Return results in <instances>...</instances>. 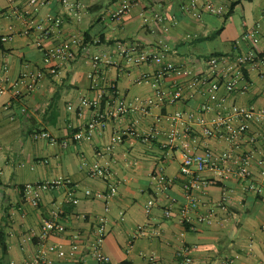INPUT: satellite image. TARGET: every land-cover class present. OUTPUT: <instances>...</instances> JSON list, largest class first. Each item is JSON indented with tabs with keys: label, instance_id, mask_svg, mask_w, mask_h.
<instances>
[{
	"label": "crops",
	"instance_id": "1",
	"mask_svg": "<svg viewBox=\"0 0 264 264\" xmlns=\"http://www.w3.org/2000/svg\"><path fill=\"white\" fill-rule=\"evenodd\" d=\"M187 1L147 0L119 18H111L110 12L120 0H77V20L58 0H49L36 11L27 0H0V35L7 37L0 42V86L5 88L0 93V238L5 244V252L0 250V264H30L40 248L47 251L39 264H94L88 243L98 215L106 218L101 248L112 264H179L176 253L183 244L194 245L190 250L192 264H264V201L243 190L236 180L216 181L192 192L197 205L189 211L190 220L181 221L179 210L186 197L185 178L179 174L180 149L162 146L175 111L184 112V118L191 114L186 120L189 131L184 140L194 150L218 151L227 147V142L205 136L200 120L208 125L218 112L234 104L263 108L264 79L260 71L264 73V65L260 70L244 69V79L238 80L231 92L220 85L211 96L205 86L188 88L187 82L191 76L203 74L205 61L212 53H222L229 60L243 50L244 43H234L246 25L258 23L264 41V0H211L224 13L229 2L237 1L225 20L224 13L215 15L204 9L193 17L182 8ZM46 14H59L63 21L58 34L41 39L38 27L49 24ZM155 14L165 15L166 31ZM26 18L32 24L29 34L24 35L21 30ZM219 27L220 32L213 36ZM73 34L79 35L81 42L69 43ZM37 39L46 45L66 43L75 56L63 61L56 73H45L32 90L25 91L20 82L16 83L21 72L46 67ZM132 41L144 48L156 47L159 41L166 43L169 59L191 73L161 79L158 85L164 99L147 114L129 112L107 120L103 127L96 128L91 139L73 140L72 132L92 115L90 108L79 105L80 97L94 94L87 78L91 56L101 51L112 54L116 42ZM117 62L120 64L103 67L101 87L114 82L116 95L126 101L135 96H153L155 83L151 77L157 64L130 65L120 70L122 61ZM141 75L149 80L137 83ZM174 81H180L183 91L179 99L170 102L168 92ZM14 88L21 94L14 95ZM107 98L104 95L101 108ZM203 104L210 106L207 112L200 111ZM153 128L160 131L158 135L140 138ZM36 130L48 132L56 141L34 137ZM106 145L112 146L108 153L103 151ZM250 147L252 144L242 140L237 148L242 151ZM93 163H107L112 178L105 181L90 176L87 170ZM157 168L172 178L164 191L154 190L156 185L151 181V173ZM250 168L255 176L259 165L253 161ZM212 174L210 170L201 173L208 179ZM58 177L68 179L69 184L41 191L35 206L25 199L23 184ZM113 179L119 180L113 195H95L105 192ZM85 189L93 195H85ZM70 194L76 202H67ZM149 198L154 199V205L146 212L144 205ZM165 208H170L167 217L163 214ZM53 211L59 212L65 232L49 234L42 240V221ZM199 214L207 219L197 220ZM138 224H145L147 231L132 238ZM72 235L79 243L75 256H58L56 245L68 249Z\"/></svg>",
	"mask_w": 264,
	"mask_h": 264
},
{
	"label": "built area",
	"instance_id": "2",
	"mask_svg": "<svg viewBox=\"0 0 264 264\" xmlns=\"http://www.w3.org/2000/svg\"><path fill=\"white\" fill-rule=\"evenodd\" d=\"M10 2L13 0H9ZM63 8L68 13L72 14L77 20L80 18L79 3L77 0H58ZM147 0H120L119 4L110 12L111 18H119L128 13L134 5L144 3ZM160 3L162 0H153ZM28 4L36 11L40 6L45 5L49 0H27ZM190 15L196 17L200 14L201 9L215 14L222 15L224 13L220 5H216L211 0H188L187 4L182 5ZM262 19L264 20V6L262 7ZM49 22L47 26L38 27L41 39L48 38L52 34H58L61 31L62 17L59 14H46L45 16ZM155 19L160 24L163 31L167 30L165 22V15L155 14ZM32 20L24 19V27L21 32L24 35L29 34ZM6 36L0 35V42L5 41ZM69 43L77 44L81 42V37L73 34L69 38ZM239 42L244 43L245 48L235 54L233 59H229L224 55H210L205 61V69L201 75H193L187 82L188 88L195 86H205L206 92L213 95L220 85H222L227 92L235 89L236 83L240 79H244V69L247 67L260 70L264 65V41L260 35L259 24L254 23L250 26H245L241 31L240 36L234 44ZM36 46L41 51L44 68H36L33 70L22 71L16 83H21L25 91L32 90L39 82L40 78L45 74H54L63 61L72 60L74 52L68 44L61 41L46 45L40 39L36 40ZM115 52L110 54L105 51L95 53L91 56V69L87 72V78L90 81V88L94 94L90 97H80L79 105L90 108L92 111L91 118L85 122L79 129L72 132L71 138L75 141L91 139L94 131L98 127H103L107 120L118 119L129 112L139 111L142 115L147 114L150 109L158 102L164 99L162 89L158 85L159 81L164 77L175 74L182 75L183 73L190 74V70H186L179 64L174 63L168 57L169 48L166 43L159 41L157 46L153 48H144L137 42L114 44ZM122 61L119 66L120 70L129 67L130 65H139L143 63H155L158 68L152 74L151 79L155 83L153 96L139 97L135 96L132 101L116 95V87L114 82H108L104 88L100 86L99 81L102 78V69L107 65H118L117 61ZM226 65V66H225ZM1 70V67H0ZM264 79V73L260 71ZM149 77L141 75L137 77L136 82L141 83L148 81ZM244 89V87H242ZM5 90L0 86V93ZM183 87L180 81H174L170 91L168 92V101H176L182 95ZM21 91L14 88V95H20ZM107 95L105 107L101 108V103ZM264 99V86H263ZM69 107V106H68ZM210 106L203 104L200 111L207 112ZM175 111L170 116V127L165 131V140L162 146L168 149L172 147H179L180 161L179 174L185 178L183 182V190L186 197V203L179 210L181 221L186 222L190 220V209L196 207L197 201L192 194L194 190H198L207 184H214L216 181H224L226 179L236 180L241 184L243 190L261 198L264 201V106L263 108H254L243 105H231L228 110L220 111L211 119L209 124L203 123V134L207 137L221 138L227 142V147L221 150H213L206 148L203 150H194L185 140V135L189 131L186 125L191 114ZM253 126L258 128L255 131ZM127 129L133 130L131 127ZM156 128L150 129L149 133L141 134L140 138L145 140L149 137H155L159 134ZM34 137L46 138L51 142L56 139L43 130H36L33 132ZM246 141L252 144L249 149L238 150V145L241 141ZM65 144V142H62ZM258 146L253 147V145ZM111 145H106L103 151L110 152ZM256 161L259 165V170L254 176L251 170V164ZM205 170L212 171V178H204L201 173ZM88 174L101 178L105 181L112 178L111 169L107 163H93L88 168ZM151 181L155 186L154 190L164 191L171 182L172 178L166 175L161 168L155 169L151 173ZM61 184H69L68 179L58 177L49 181H35L23 184L22 191L25 199L32 205H37L39 193L52 187ZM119 180L113 179L108 184L105 192H97L96 196L108 198L116 192ZM85 195H93L89 189L84 190ZM227 199L226 196H223ZM77 198L71 194L67 197L68 203H74ZM154 205V199L146 200L144 209L149 212ZM163 214L167 217L170 215V208H165ZM59 212L53 211L47 219H44L41 224L40 238L45 240L49 234H61L65 232V225L59 220ZM197 220H206V215H197ZM106 218L103 215L95 217L94 226L92 230V238L88 243V252L93 258L94 264H112L108 255L102 251V241L106 233ZM264 229V224L261 226ZM147 231L145 224H138L133 229L132 238L145 234ZM76 235H72L68 249H64L62 245H56V253L61 257H74L78 249L79 243L76 240ZM194 245L183 244L177 251L179 264H192V256L190 250ZM46 248H40L37 254L32 258L30 264H39L46 256ZM152 263L155 260L150 258Z\"/></svg>",
	"mask_w": 264,
	"mask_h": 264
},
{
	"label": "trees",
	"instance_id": "3",
	"mask_svg": "<svg viewBox=\"0 0 264 264\" xmlns=\"http://www.w3.org/2000/svg\"><path fill=\"white\" fill-rule=\"evenodd\" d=\"M236 3H237V1H232V2L228 3V9L223 14V20H225L232 13L233 7H234V5ZM220 30H221V27L217 28L212 35L214 36V35L218 34L220 32ZM212 54H214V55H222V53H218V52L212 53ZM0 250H1L2 254L5 252V244L3 242V239H1V238H0Z\"/></svg>",
	"mask_w": 264,
	"mask_h": 264
},
{
	"label": "rangeland",
	"instance_id": "4",
	"mask_svg": "<svg viewBox=\"0 0 264 264\" xmlns=\"http://www.w3.org/2000/svg\"><path fill=\"white\" fill-rule=\"evenodd\" d=\"M237 26H238V24H237ZM236 26V29H237V31H238V27Z\"/></svg>",
	"mask_w": 264,
	"mask_h": 264
}]
</instances>
